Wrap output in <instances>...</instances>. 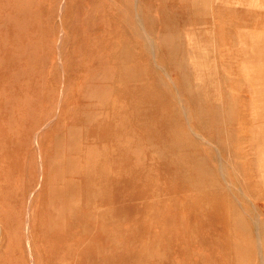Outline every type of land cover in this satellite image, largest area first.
Here are the masks:
<instances>
[{
	"label": "rangeland",
	"instance_id": "rangeland-1",
	"mask_svg": "<svg viewBox=\"0 0 264 264\" xmlns=\"http://www.w3.org/2000/svg\"><path fill=\"white\" fill-rule=\"evenodd\" d=\"M60 1L0 0V264H264V0Z\"/></svg>",
	"mask_w": 264,
	"mask_h": 264
},
{
	"label": "crops",
	"instance_id": "crops-1",
	"mask_svg": "<svg viewBox=\"0 0 264 264\" xmlns=\"http://www.w3.org/2000/svg\"><path fill=\"white\" fill-rule=\"evenodd\" d=\"M192 3H193V4H192V7L210 8V9H215V8H216V5L213 4V0H209L208 2L205 1V0H198V1L193 0ZM196 3H198V4H196ZM187 40H191V41H193L194 43L196 42V39H195L194 36H192V37H188ZM243 45H245V49H247V47H248V42L245 43V44H243ZM260 53H261V54H260ZM260 53H257V56L260 54L259 57H264V56H262V55H264V54H262V52H260ZM206 54H207V53H206ZM255 62H256V64H255L256 66H255V68L253 67L252 69H250V72H251V74H252L251 77L254 79L255 84H256V86H257L258 84H262V83H264V74H262V67L260 68V65L262 64V61L259 62L258 59H256ZM250 64H251V63H250ZM228 71L232 72L233 70H232V68H230ZM243 71H244V70H243ZM211 79L215 82L214 78H211ZM214 88H215V87H214ZM212 89H213V88H212ZM255 92H256V91H255ZM262 94H264V93H262ZM216 95H217V92H214V91H213L211 98H212V99H213V98H216V97H215ZM251 96H252V93H251Z\"/></svg>",
	"mask_w": 264,
	"mask_h": 264
},
{
	"label": "bare ground",
	"instance_id": "bare-ground-1",
	"mask_svg": "<svg viewBox=\"0 0 264 264\" xmlns=\"http://www.w3.org/2000/svg\"><path fill=\"white\" fill-rule=\"evenodd\" d=\"M62 1V3H63V0H61ZM60 1V2H61ZM58 7H61V6H58ZM135 12V11H134ZM139 25V24H138ZM141 25V24H140ZM141 28V27H140ZM60 32V31H59ZM58 34H60V33H58ZM60 37V36H59ZM152 40V39H151ZM261 40V39H260ZM151 42V44H152V41H150ZM58 46V45H57ZM59 47V46H58ZM262 49V48H261ZM262 52H264V50H262ZM261 54V53H260ZM259 54V55H260ZM195 77V76H194ZM195 80V79H194ZM197 81H198V79H197ZM202 98V97H201ZM200 100V99H199ZM58 101V100H57ZM198 102V101H197ZM201 102L199 101V103H198V105L197 106H199V108H200V105H201V107H202V104H200ZM200 104V105H199ZM183 106V105H182ZM196 106V110H198V107ZM204 106V105H203ZM203 108H205V107H203ZM203 108H200V109H203ZM198 112V111H197ZM200 112H202V111H200ZM203 114H204V112H202ZM207 113H210V111L209 112H207ZM204 116H206V114L204 115ZM203 118V117H202ZM201 118V119H202ZM185 119V118H184ZM207 119V118H206ZM205 119V120H206ZM203 121H204V118L202 119ZM208 120V119H207ZM209 121H211V120H209ZM187 123V122H186ZM188 125V124H187ZM202 139H204V138H202ZM200 140V139H199ZM257 143H259L258 141H257ZM262 143V140H261V142H260V144ZM260 146H262V147H264V145H260ZM262 150H264V149H262ZM218 162H219V160H218ZM221 163V162H220ZM219 169H220V167H219ZM222 169V168H221ZM232 170V169H231ZM243 194V193H242ZM244 195V194H243ZM245 196V195H244ZM238 203V202H237ZM251 203V202H250ZM253 206V205H252ZM258 218V217H257ZM255 221V220H254ZM256 227V226H255ZM260 235V234H259ZM259 237V236H258ZM256 238V237H255ZM257 241V240H256ZM259 241H260V239H259ZM258 242V241H257ZM44 249H46V248H44ZM29 251V250H28ZM151 251V250H150ZM261 253V252H260ZM42 254V253H41ZM40 254V255H41ZM39 255V254H38ZM43 255V254H42ZM260 255V254H259ZM45 256V255H44ZM41 258H42V256H41Z\"/></svg>",
	"mask_w": 264,
	"mask_h": 264
}]
</instances>
